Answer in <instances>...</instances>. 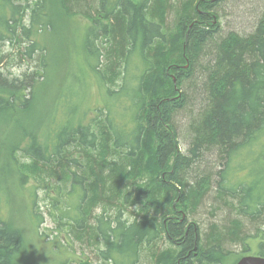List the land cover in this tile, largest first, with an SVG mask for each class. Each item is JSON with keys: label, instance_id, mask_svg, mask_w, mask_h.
Returning a JSON list of instances; mask_svg holds the SVG:
<instances>
[{"label": "trees", "instance_id": "obj_1", "mask_svg": "<svg viewBox=\"0 0 264 264\" xmlns=\"http://www.w3.org/2000/svg\"><path fill=\"white\" fill-rule=\"evenodd\" d=\"M44 1L0 0V264L24 261L38 191L60 243L98 264H147L168 254L160 243L171 264L264 258V0H60L90 24L75 84L64 93L62 79L34 119ZM229 5L244 24L224 34ZM5 46L26 63L18 76Z\"/></svg>", "mask_w": 264, "mask_h": 264}, {"label": "rangeland", "instance_id": "obj_2", "mask_svg": "<svg viewBox=\"0 0 264 264\" xmlns=\"http://www.w3.org/2000/svg\"><path fill=\"white\" fill-rule=\"evenodd\" d=\"M34 1L36 0H14L15 3L18 2L23 6L33 5ZM46 1L44 2L46 9L48 10L50 24L47 23L45 33L44 35L43 33L41 35L43 36L42 40L44 41V44L46 45L49 54L47 55V70H45L43 79L35 88L33 100L32 98L30 100L32 105L31 116L34 119L43 113V108H48L50 100L52 96H54L53 93L56 92V88L58 89L62 79H65L63 81L64 93L68 92L70 85H72L73 83L75 84L76 81L74 78L77 75L76 71L74 68L70 69L68 65L71 63V61L76 58V55L78 58H80L79 48L81 45V38H83L84 36L85 26H88L90 24L89 20L80 15H72L67 12H64L60 0ZM232 1L235 3L237 0H230L229 2L232 3ZM232 6L233 5L228 6L225 15L221 14V30L222 32H224V34H227L230 30H238L241 28H239V25L241 23L242 25L244 24L241 19L234 17L235 13L237 12H240V14H242L241 12L243 11V9L239 8V10H236ZM3 52L4 54L10 55L5 61V72L10 73L12 76H18L20 73H22L26 66V63L22 62V67H18V65L20 66V61L15 59L17 55V50H13L11 46H5L3 48ZM68 72L70 76L68 75ZM89 103L92 109L94 110L98 103V93L95 89V86H91ZM181 125L183 124L181 123ZM179 131L181 132L180 129ZM183 151L184 148L182 149V152ZM19 158L21 159V163L24 167V170L29 171L30 173L28 174L30 176H33V173L35 172H33L34 170L30 164V161L21 158L20 155ZM205 191L206 189L204 188V192ZM207 192L204 194L203 197L206 196ZM37 194L38 198L36 204V213L42 216L43 224L40 225L37 233L33 225L34 222L33 224L30 223L28 226L27 221L25 220L24 248L26 255L23 258L24 261H22V264H81V261L90 262L92 264H98L93 253H82L77 247L78 245L74 244V241L73 244H67L65 242L63 244L60 243V240L62 239L63 235H59V233L57 232L58 230L56 231L55 225H53L47 214V208L49 204L44 199V193L38 191ZM203 206H200L196 211V216H199V219L202 213L203 215L204 212L206 213V211L203 209ZM178 209L182 208L178 207ZM134 211L136 212L135 209ZM179 211H181L182 214L176 219H181V216H184V212L182 210ZM201 219L205 221L203 225H199L201 230L203 231L205 224L208 222L206 220L207 216L205 215V217L203 216L201 217ZM17 221L18 215L13 214L12 222L17 223ZM53 246H59L60 249H58L57 252H53ZM164 248H166L168 254L163 253L160 259L158 258L159 254L158 257L154 255L152 258H149L147 264H171L174 249L169 243H160V245L157 247V250L161 251ZM238 253L239 252H237L236 254ZM235 260V257L232 256L227 259L226 264H233Z\"/></svg>", "mask_w": 264, "mask_h": 264}, {"label": "water", "instance_id": "obj_3", "mask_svg": "<svg viewBox=\"0 0 264 264\" xmlns=\"http://www.w3.org/2000/svg\"><path fill=\"white\" fill-rule=\"evenodd\" d=\"M236 264H264V258L255 256H245L239 259Z\"/></svg>", "mask_w": 264, "mask_h": 264}]
</instances>
